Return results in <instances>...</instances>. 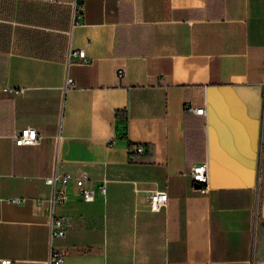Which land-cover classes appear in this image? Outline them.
I'll use <instances>...</instances> for the list:
<instances>
[{
	"label": "crops",
	"instance_id": "1",
	"mask_svg": "<svg viewBox=\"0 0 264 264\" xmlns=\"http://www.w3.org/2000/svg\"><path fill=\"white\" fill-rule=\"evenodd\" d=\"M28 125L38 142L17 145ZM65 172L107 191L52 202L45 178ZM52 246L60 264H264V0H0V260L42 264Z\"/></svg>",
	"mask_w": 264,
	"mask_h": 264
},
{
	"label": "built area",
	"instance_id": "2",
	"mask_svg": "<svg viewBox=\"0 0 264 264\" xmlns=\"http://www.w3.org/2000/svg\"><path fill=\"white\" fill-rule=\"evenodd\" d=\"M83 14V4L76 2L74 4L73 19L74 23L82 18ZM72 55L80 59L81 61H86L85 50L79 49L78 51H73ZM118 76L122 77L124 70H118ZM67 84H72V80L67 78ZM23 87L14 88L13 92L15 94H20L23 92ZM186 108L193 110L195 113H204V107H191L186 105ZM124 125L121 128H117V135L120 136L122 132H125ZM127 127V126H126ZM39 140V134L35 127L28 125L22 128L20 131L14 134V142L17 145H33ZM112 144V142H110ZM148 152V147L143 143H136L133 145L132 150L129 153V160L133 161L136 155ZM190 177L194 184H196L199 191L204 192L207 189V184L209 182V172L206 162H199L192 165L190 170ZM46 182L49 183L52 188L51 201L54 202H64L71 195V190L74 191L85 200H93L99 195H104L107 191L106 178L91 180L86 173L80 175H73L71 172H65L61 175L52 174L45 178ZM10 200L22 201L24 198L22 196H10ZM147 200L149 206L152 210H159L164 206L168 200V192L166 189L162 188H151L147 193ZM50 235L52 236H62L65 234L67 229V217L64 215L54 214L50 211ZM64 250L59 247L52 246L50 250V255L46 260H43L42 264H60L63 261ZM2 264H13L14 260L9 257L2 258L0 260Z\"/></svg>",
	"mask_w": 264,
	"mask_h": 264
},
{
	"label": "trees",
	"instance_id": "3",
	"mask_svg": "<svg viewBox=\"0 0 264 264\" xmlns=\"http://www.w3.org/2000/svg\"><path fill=\"white\" fill-rule=\"evenodd\" d=\"M116 117H117V128H121V125L122 124H125L124 125V129H126L127 127V120H128V118H127V113H126V111H123V110H120V111H118L117 112V114H116ZM120 136L121 137H124V136H126V130H125V132H122L121 134H120Z\"/></svg>",
	"mask_w": 264,
	"mask_h": 264
},
{
	"label": "rangeland",
	"instance_id": "4",
	"mask_svg": "<svg viewBox=\"0 0 264 264\" xmlns=\"http://www.w3.org/2000/svg\"><path fill=\"white\" fill-rule=\"evenodd\" d=\"M61 40V38H57V41H60ZM62 41V40H61ZM63 43H64V41H62ZM61 45H60V43H58V46H57V48H56V52H57V49H58V51L61 49V47H60Z\"/></svg>",
	"mask_w": 264,
	"mask_h": 264
}]
</instances>
